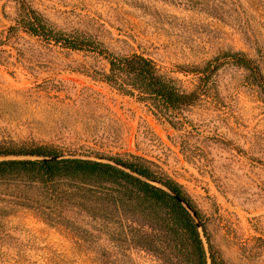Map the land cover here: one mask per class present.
Segmentation results:
<instances>
[{
    "label": "rangeland",
    "instance_id": "1",
    "mask_svg": "<svg viewBox=\"0 0 264 264\" xmlns=\"http://www.w3.org/2000/svg\"><path fill=\"white\" fill-rule=\"evenodd\" d=\"M28 1L61 31L148 56L198 98L174 128L102 81V57L6 37L16 5L0 0V145L142 157L191 197L227 264H264V0ZM226 51L254 61L263 82L224 65L198 83L193 73ZM76 201L66 183L54 193L0 183V264H164Z\"/></svg>",
    "mask_w": 264,
    "mask_h": 264
},
{
    "label": "trees",
    "instance_id": "2",
    "mask_svg": "<svg viewBox=\"0 0 264 264\" xmlns=\"http://www.w3.org/2000/svg\"><path fill=\"white\" fill-rule=\"evenodd\" d=\"M14 24L6 37L21 30L47 45L84 51L102 57L108 64L100 78L111 88L145 102L152 113L172 127L182 125L178 114L198 98L178 81L161 72L157 64L141 53L122 54L109 51L88 34L66 33L56 28L28 0H13ZM224 65L242 67L251 82H263L259 67L236 51L222 53V60L207 62L196 70L198 83L207 81ZM186 73L187 71H180ZM264 84V83H263ZM261 86V85H260ZM264 93V88L261 89ZM62 155L49 145L8 143L0 145V156ZM108 162L79 158L48 161L30 159L0 160V183L23 184L54 193L63 183L74 188L78 207L94 217L109 220L128 249L145 251L164 264H207L206 254L196 224L190 213L170 193L149 181L167 187L196 213L208 244L211 264H227L213 245L201 210L175 180L162 173L152 162L131 154L109 156ZM24 204L27 205L25 202Z\"/></svg>",
    "mask_w": 264,
    "mask_h": 264
},
{
    "label": "water",
    "instance_id": "3",
    "mask_svg": "<svg viewBox=\"0 0 264 264\" xmlns=\"http://www.w3.org/2000/svg\"><path fill=\"white\" fill-rule=\"evenodd\" d=\"M30 159V160H36V161H48V160H56L60 158H79V159H89L94 161H102V162H108L116 166H120L119 164L115 163L113 160L107 159V158H99V157H88V156H80V155H71V154H62V155H19V156H13V155H7V156H0V160H6V159ZM150 183L160 186L164 190H166L168 193L176 197V199L183 205L185 209L190 213L192 216L194 223L196 224L197 230L199 232L200 239L202 240L203 247L206 254V262L207 264L210 263L209 258V252H208V244L206 242L202 226L200 224L199 219L196 216V213L188 206V204L183 200L178 198L173 192H171L167 187L161 185L160 183L156 181H149Z\"/></svg>",
    "mask_w": 264,
    "mask_h": 264
}]
</instances>
